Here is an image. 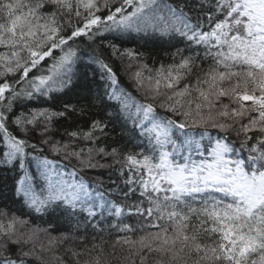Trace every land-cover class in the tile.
<instances>
[{"label": "snow or ice", "instance_id": "6c2138e0", "mask_svg": "<svg viewBox=\"0 0 264 264\" xmlns=\"http://www.w3.org/2000/svg\"><path fill=\"white\" fill-rule=\"evenodd\" d=\"M0 138V264H264V0H0Z\"/></svg>", "mask_w": 264, "mask_h": 264}, {"label": "trees", "instance_id": "16d2710c", "mask_svg": "<svg viewBox=\"0 0 264 264\" xmlns=\"http://www.w3.org/2000/svg\"><path fill=\"white\" fill-rule=\"evenodd\" d=\"M174 44H177L179 47H184V43L180 42V38H177L176 41H173ZM125 47H132V48H138L140 51L145 53V58L148 60L149 63H151L153 60H163L168 61L169 56L167 55L168 52H174L175 48L171 47L168 43L160 42L153 40L151 38H136L129 41H126L124 43ZM84 59H87V56L84 57ZM96 67V66H93ZM117 67H119V62H117ZM97 71L99 69L97 68ZM122 86L127 88L129 91H132V89L129 87V83L126 77L123 75L121 76ZM98 84L101 86L99 88V91L101 94L105 91V85L104 81L98 79ZM110 90V89H109ZM135 94V93H134ZM105 99H107L105 97ZM113 103V102H108ZM38 106H47L42 105L40 99L37 100H26L21 105L20 108L27 109V108H34ZM130 126V125H129ZM120 127L121 125L119 123L115 126V131L113 132V137H119L120 136ZM63 129L61 128V132ZM200 129H191V132L196 135V138L199 139V132ZM213 134H215L213 130ZM59 139V137H56ZM66 139V137H65ZM127 141V137H125V142ZM33 143H37V141L33 140ZM45 147V146H40ZM7 151V148L5 147V144L3 142V139L0 138V158H2V152ZM26 151H30L31 149H27ZM41 155L47 156L49 160H58V163L56 167L63 168L65 173H70L72 171V167L70 164H68L67 161L59 159L55 154L48 152L47 150L44 151V153H40L39 151L33 152L32 155L29 157V159L32 161L30 165V171L32 173H37V160L36 157H40ZM103 162V161H102ZM102 174H98L95 171H90L87 173V175H84V179L86 181H91L94 185L97 181V179L103 180L106 187L112 186L111 180H117V175L113 171L111 177H109V171L110 170H101ZM21 173H18L17 170L12 168H3L0 167V205L7 204L10 208L14 209L18 214L20 212H27L28 209L26 207H23L22 202L15 200L13 195V190L15 187V182L19 179V175ZM79 179V176L76 177ZM119 183V181L117 180ZM110 199L115 198L114 196H109ZM49 217H45V219H48ZM90 231V230H89ZM56 233H54L55 235Z\"/></svg>", "mask_w": 264, "mask_h": 264}]
</instances>
